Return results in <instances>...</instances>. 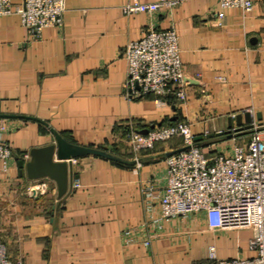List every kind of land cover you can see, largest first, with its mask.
Wrapping results in <instances>:
<instances>
[{"label":"crops","instance_id":"crops-1","mask_svg":"<svg viewBox=\"0 0 264 264\" xmlns=\"http://www.w3.org/2000/svg\"><path fill=\"white\" fill-rule=\"evenodd\" d=\"M158 1L64 0L62 29L46 27L39 38L19 14L0 17V139L15 152L9 174L0 175V191L16 186L22 202L15 219L5 217L0 239L23 264H212V246L220 259L256 255L249 247L251 230H211L203 214L165 222L160 237L143 243L149 234L141 228L144 182L162 174L165 158L183 141L160 142L135 155L128 132L185 122L195 139L202 137L196 141L204 151H225L246 143L250 132L208 137L228 131L231 121L233 129L256 123L264 139L263 0H253L248 14L223 9L218 0H176L177 7L153 15L123 10ZM150 27L177 34L185 102L160 105L153 96L126 94L125 49ZM53 131L133 163L76 158L78 178L63 198L50 180V193L30 197L32 184L21 177L19 161L32 148L54 143Z\"/></svg>","mask_w":264,"mask_h":264},{"label":"built area","instance_id":"built-area-1","mask_svg":"<svg viewBox=\"0 0 264 264\" xmlns=\"http://www.w3.org/2000/svg\"><path fill=\"white\" fill-rule=\"evenodd\" d=\"M180 3L176 0L135 2L123 10L127 14L153 15ZM218 3L223 9L238 8L245 14L254 8L253 0H218ZM64 12V0H23L20 6H14L12 0H0V17L19 14L34 38H39L46 27L62 29ZM125 56L126 94L130 99L153 96L160 105L186 101L187 83L174 29L150 27L141 40L126 47ZM260 128L254 123L244 129L250 131L246 143H237L225 151L211 148L204 151L185 122L159 126L147 134L134 131L126 134L135 155L154 149L160 142L174 138L183 141L182 147L165 158L162 174L144 182L146 223L141 228L149 229L144 245H150L163 234L165 222L203 214L211 230H251L253 233L249 247L256 253L254 257L220 259L212 246L209 248L212 264H264V139ZM14 157L12 147L0 139V175L9 174ZM25 158L28 160L29 156ZM135 159L139 162L138 156ZM76 162L77 159L71 160L72 165ZM48 181H30L29 195L50 193ZM73 187L78 188V182ZM130 233L125 231L124 234L127 244H132ZM0 264H23L22 258L10 255L7 244L1 239Z\"/></svg>","mask_w":264,"mask_h":264},{"label":"water","instance_id":"water-1","mask_svg":"<svg viewBox=\"0 0 264 264\" xmlns=\"http://www.w3.org/2000/svg\"><path fill=\"white\" fill-rule=\"evenodd\" d=\"M244 118L247 122L251 121L250 114L246 113ZM243 120V115H237L236 121L241 124ZM251 127V126H250ZM250 127H239L237 129L232 128V123L230 121V129L225 132H220L217 134H210L208 137L227 135L229 137L233 136V133L241 132L244 129H249ZM147 134L149 131H143ZM55 141L49 145L43 147H34L29 151V159L20 160L19 168L21 177H26L29 181H38L42 179H48L53 181L57 188V197L59 199L63 198L68 192L69 186L73 179L78 178L73 174V166L71 163L72 159L86 157V156H96L107 158L112 161L132 164L133 162L123 160L120 157L113 155L110 152L102 149H96L92 147H86L81 145H75L69 143L63 139L58 133L54 132ZM202 137L196 140H201ZM186 149V148H184ZM182 149V150H184ZM171 152L169 155L175 153Z\"/></svg>","mask_w":264,"mask_h":264},{"label":"rangeland","instance_id":"rangeland-1","mask_svg":"<svg viewBox=\"0 0 264 264\" xmlns=\"http://www.w3.org/2000/svg\"><path fill=\"white\" fill-rule=\"evenodd\" d=\"M8 188L7 190L5 189L4 191H0V229H3V224L6 221L5 219L6 216H9L10 220L15 219V217L17 216L19 207L22 203L21 200H17L19 189L16 188V186L14 187L12 186L9 189ZM27 193H28V190H27ZM27 195L28 194H26L25 197H29ZM32 196L34 195H30V197Z\"/></svg>","mask_w":264,"mask_h":264},{"label":"trees","instance_id":"trees-1","mask_svg":"<svg viewBox=\"0 0 264 264\" xmlns=\"http://www.w3.org/2000/svg\"><path fill=\"white\" fill-rule=\"evenodd\" d=\"M181 141H182V139H181ZM197 143L199 144V142H197ZM182 146H183V142H182V144L179 145V147H177V149L180 148V147H182Z\"/></svg>","mask_w":264,"mask_h":264}]
</instances>
